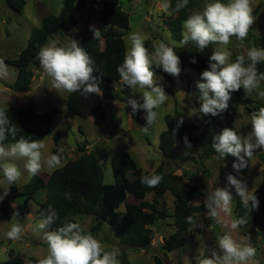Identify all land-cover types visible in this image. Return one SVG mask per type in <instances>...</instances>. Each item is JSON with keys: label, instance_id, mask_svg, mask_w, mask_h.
Returning a JSON list of instances; mask_svg holds the SVG:
<instances>
[{"label": "rangeland", "instance_id": "1", "mask_svg": "<svg viewBox=\"0 0 264 264\" xmlns=\"http://www.w3.org/2000/svg\"><path fill=\"white\" fill-rule=\"evenodd\" d=\"M99 1H106L120 6L129 14V29L114 28V30L123 34L126 47L130 45H128L125 37L133 31H139L145 37V46L150 51L152 50L153 41H162L174 49L184 47L180 45V41L174 38L172 32L164 24V17H174L175 15L174 13L168 15V12L158 7L162 0H136L137 3L135 0H132V3L131 0ZM196 1L198 5L196 9H202L205 0ZM95 2L96 0H85V7L89 12L77 13L80 21L77 30L81 29V32L89 34H93L91 31L92 26L102 33L108 30V27L96 22L94 19L96 11L101 8ZM222 2H227V0H222ZM251 3L256 20L246 40L240 42L235 37L231 38L228 48L232 52L231 60L233 61L237 55L246 54V50L250 47L264 49L260 41L261 36L264 34V0H251ZM62 7L63 0H26L23 11L17 12L7 4L6 0H0V59L4 60L8 68L7 78L0 79V109L6 110L10 107L24 106L30 102L37 112L47 113L55 108L59 110L54 118L51 133L43 139L46 145L44 149L45 156L54 154L55 135L59 133V146L68 153L69 159H76L80 156L79 147L82 149L87 148V152L99 154L101 164L105 167V182L111 184L114 183L111 157L118 150H125L130 152L137 161L144 175L152 174L160 165H163L165 173L182 176L184 182L201 187L204 190V195L192 202V205L195 206L203 205L208 190L229 188L226 179L229 173L236 175L237 178H243L249 190L252 189L254 192L264 190V161L261 157L264 154V149L256 150L252 159L248 161L247 167L243 168L239 174L232 168V164L236 160L235 157L229 155L219 159L218 154H216L211 158H205L203 157V150H196L193 147L188 148L180 143L176 144L174 157L169 159L164 157L159 148V137L167 129L165 122L167 115L179 119L183 117L184 124L189 127L195 126L194 130L191 129V134L197 135L203 129L204 115L195 114L192 111L193 107H196L195 100L197 98L193 93V86L200 80L201 74L191 68H186L184 74H180L178 78L171 81L169 79L171 75L165 73L162 68L153 66L152 70L158 78L157 84L163 86L169 98L163 105L154 109L159 114V118L155 125L150 128V135H145L140 130L141 127L147 126L145 111L141 109L137 113H133L130 106L126 107V97L129 96L139 103H143L142 92L146 89L137 88L136 92L133 93L131 89L122 83H117L111 92H107L103 96L106 119L103 122H97L95 118L82 119L76 117L67 119L65 112L69 93L63 90L59 92L54 90L50 78L43 73L40 66L33 65L31 67L35 72V81L31 92L27 94L19 93L8 87L16 82L18 71L15 66L6 62L16 60L28 46L33 31L41 27L42 20L49 14L59 15ZM192 10L194 9H191L190 12ZM169 11H172V9L170 8ZM75 32L79 31L74 30L67 36L56 33L49 38L48 42L58 40L62 45L68 41L69 37L74 38L73 34ZM216 46L215 44H209L202 52H199L209 62V57ZM247 62L249 61L246 60ZM161 77L162 79H159ZM260 88L264 90V81L261 82ZM110 95L117 100V103H114L115 109L110 105H106ZM248 97L252 99L253 103L239 108L238 117L234 123V130L241 136L247 135L251 130L250 115L254 109L264 107V100L258 99L255 92ZM148 140L150 141L149 144ZM9 144H4V146L7 147ZM87 146H90V148ZM8 159L17 164L22 172L21 179L13 185L20 188L24 187L32 178L24 167L26 160L19 157H9ZM54 171L50 172L45 168L40 171V174L48 175ZM0 179H2V173H0ZM4 187L8 186L0 185V195L3 194ZM229 190L234 198L232 214L228 216L222 213L223 222L218 224L215 220L206 217L207 209L197 213L196 219L201 227L192 229L193 238L177 250L166 253L163 250V238L173 234L176 230L173 218L175 198L170 192L167 193L163 201L170 217L149 226L153 237L149 250L127 249L130 263L156 264L155 257H158L162 259V264H184L183 258L187 256L192 264H195L197 255L201 252L207 255L208 250L216 247L218 236L230 234L237 242L243 237H249L241 226L236 229H232L230 226L231 220L236 218L235 206L240 198L236 196L234 188H229ZM45 195V191H41L35 196L34 201L29 202V213L23 221L20 218L24 215L22 212V210H25L24 199L19 198L14 204L19 215L15 216L13 220H7L0 213V264H5L14 258H18L22 261V264H26L30 258L41 259L47 255V243L43 239V231H34L36 223L40 220L36 216L39 209L37 203L45 200ZM155 196L156 193H139L134 202L153 201ZM17 219L23 225L24 232L20 239L10 240L6 233L9 231L11 224L16 222ZM260 219L261 222L257 224L260 234L257 235L254 242L250 239L248 242L257 249V259L260 264H264V218ZM78 223L84 231L91 232L109 250L112 247H117L121 254L124 247L118 244V239L115 237L112 228L104 226L102 231H94L93 227L96 221L94 217L89 216L79 217Z\"/></svg>", "mask_w": 264, "mask_h": 264}, {"label": "clouds", "instance_id": "2", "mask_svg": "<svg viewBox=\"0 0 264 264\" xmlns=\"http://www.w3.org/2000/svg\"><path fill=\"white\" fill-rule=\"evenodd\" d=\"M189 0H176L172 8L171 0H162L158 7L168 12L185 9ZM256 18L253 15L251 0H205L202 9H194L182 22V39L180 45L184 46L192 42L199 51H203L209 44L217 45L209 57V67L201 73L200 80L196 82L199 93V108L193 107L197 114L216 116L227 110L231 94L243 89L245 96L253 92L257 98L264 100V90H261V82L264 81V73L258 71V64L264 62V49L250 47L246 54H239L235 60H231L232 52L228 46L231 38L244 41ZM94 40H102V32L91 27ZM125 40L128 42L123 63L116 71L120 77V83L131 89H146L142 92L143 103H139L131 96L126 97V107L130 106L133 113L141 109L146 113L147 126L140 130L145 135H150V128L155 125L159 114L154 109L163 105L169 98L163 86L157 84V77L153 66L178 78L181 74V60L174 48L162 41H153L152 50L145 46V37L139 31L130 32ZM38 60L43 73L50 78L52 88L59 92L77 93L87 98L88 95L101 92L100 80L94 75L98 69L95 62L77 39L69 37L68 41L61 45L58 40H50L40 47ZM246 60L249 61L246 63ZM195 63V58L192 59ZM8 68L3 59H0V79L7 78ZM159 79H162L159 78ZM102 95V93H101ZM183 124V117L177 121V128ZM251 130L245 136L239 135L233 128H224L213 137L212 148L218 154L219 159L227 156L235 157L232 164L233 170L239 174L247 167L258 149H264V107L253 111L250 115ZM19 128L9 120L4 109H0V185L4 192L0 195L2 201L8 194L10 186L18 182L22 172L17 164L11 162L9 157L24 158V165L30 176L37 175L43 169L54 171L64 166L61 147L59 154L45 156L46 145L43 140H32L20 136L16 139ZM11 137L15 142L4 146L3 142ZM185 145L191 144L187 136L184 137ZM229 188H234L236 196L240 198L241 205L248 212L259 207V199L255 192L249 190L243 178L229 173L227 175ZM163 177L159 174H148L141 177V184L149 188L160 185ZM229 188H215L208 190L203 201L207 209L206 217L222 223L221 214H232L233 194ZM19 213H15L17 217ZM40 219L34 231H43V239L47 243V255L39 259L38 264H120L118 257L120 250L112 247L110 250L102 244L91 232H86L77 222H68L52 231L48 229L58 219L54 209L49 206L46 212L40 213ZM197 214L189 215L185 222L193 228H200L194 219ZM248 223L247 215L231 220V228L236 229ZM24 232L23 225L17 219L11 224L6 236L10 240H18ZM249 237H243L237 242L230 234L217 237L216 247L208 250L205 255L201 252L195 257V264H260L257 259V249L249 243ZM184 264H192L187 256L183 258Z\"/></svg>", "mask_w": 264, "mask_h": 264}, {"label": "trees", "instance_id": "3", "mask_svg": "<svg viewBox=\"0 0 264 264\" xmlns=\"http://www.w3.org/2000/svg\"><path fill=\"white\" fill-rule=\"evenodd\" d=\"M6 2L17 12H22L26 5V0H6ZM175 3L176 0H171L172 8ZM85 4V0H63V7L59 15L49 14L42 20L41 27L33 31L26 49L16 60L6 62L15 66L18 71L16 82L8 87L24 94L33 90L35 72L31 67L33 65L40 66L38 60L40 47L44 46L49 38L56 33L61 36L72 33L80 24L77 13L89 12ZM95 4L101 6L94 15L95 21L108 27V30L102 33L103 42L94 40L93 34L84 33L81 30L75 32L73 37L80 42V45L94 60L98 69L94 75L98 81L100 80L101 92L90 94L87 98L80 95L79 92L71 93L65 112L67 119L79 117L82 119L95 118L97 122L105 120L103 96L107 92H111L115 88V84L120 82L116 69L123 63L127 47L123 34L114 28L129 29L130 17L120 6L99 0H96ZM197 6L196 0H189L185 9L174 12L176 17H164L165 26L172 32L176 40L182 39V22L191 14L190 10L196 9ZM260 41L264 47V34ZM174 51L181 60V74H184L186 68H191L201 74L209 67L207 59L201 55L199 49L192 42L182 48L174 49ZM193 58H195V63L191 62ZM257 67L259 72L264 73V62L259 63ZM169 79L172 81L174 78L169 76ZM193 93L197 97L196 108H199V93L196 84L193 86ZM252 103V99L244 95L243 89L232 93L227 110L216 116L204 115L203 129L197 135L190 133L191 129H195V126L189 127L183 123L177 128V121L180 119L167 115L165 117L167 129L160 134L159 148L165 158H172L176 153V144L185 145L184 137L187 136L191 147L203 150V157L211 158L217 154L212 148L213 137L226 127L234 130L239 108ZM258 110V107L254 109V111ZM5 111L9 120L20 129L16 139L24 136L29 141L45 139L51 133L54 118L59 112L57 108L47 113L37 112L30 102L24 106L10 107ZM59 141L60 134L57 133L54 154H59ZM14 142L9 137L3 144ZM147 142L150 143L149 140ZM87 147L90 148V146ZM79 148L80 156L76 159H69L68 153L64 151L62 154L64 166L52 174L44 175L39 172L32 176L29 183L22 188L12 185L8 197L0 201V213L7 220H13L16 213L14 204L19 198L24 199L25 210H22L24 215L20 218L23 221L29 213V202L34 201L38 193L45 191V200L37 203L39 205L36 213L37 218L42 219L40 213L46 212L49 206L58 215L55 223L45 231L55 230L68 222L78 223V218L81 216L94 217L96 224L93 230L102 231L104 226L112 228L118 239V244L124 247L118 257L120 264H131L128 260L127 249L149 250L153 241L149 226L170 217L163 201L166 194L170 192L175 198L173 218L176 230L173 234L163 238V250L166 253L173 252L193 238L192 229L189 231L190 225L185 222V218L206 210L204 205H192L193 201L204 195V190L201 187L184 182L182 176L165 173L164 166L160 165L153 173L161 175L163 180L158 187L149 188L140 182L144 175L142 168L130 152L125 150H118L112 155L111 168L114 183L108 184L105 182V167L101 164L100 155L87 152L86 147V149ZM261 157L264 161V154ZM139 193H156V196L153 201L145 200L136 203L134 199ZM255 195L259 199L257 209L248 212L238 200L234 212L236 218L247 215L248 223L241 227L245 229L253 242L260 234L257 224L261 222L260 218H264V190H256ZM194 219H196V215ZM38 261L37 258H30L26 264H38ZM155 262L162 264V259L155 257ZM5 264H22V261L14 258Z\"/></svg>", "mask_w": 264, "mask_h": 264}, {"label": "crops", "instance_id": "4", "mask_svg": "<svg viewBox=\"0 0 264 264\" xmlns=\"http://www.w3.org/2000/svg\"><path fill=\"white\" fill-rule=\"evenodd\" d=\"M140 1V0H139ZM135 2L137 3L138 1H136L135 0ZM131 3H132V0H131ZM172 13H174V12H172V11H168V15L169 14H171V15H173ZM174 15H175V13H174ZM174 17H176V15L174 16ZM147 20H148V18H147ZM76 31H79V30H81V29H79V30H77V29H75ZM116 85V84H115ZM69 95H70V93H69ZM69 95H68V98H69ZM68 102V101H67ZM114 103H117V100L116 99H114L113 98V96L112 95H110V97H109V99L106 101V105H110L113 109H115L114 108ZM105 112V111H104ZM105 115H106V113H105ZM106 119V118H105ZM104 121V120H103ZM103 121H101V122H103Z\"/></svg>", "mask_w": 264, "mask_h": 264}]
</instances>
